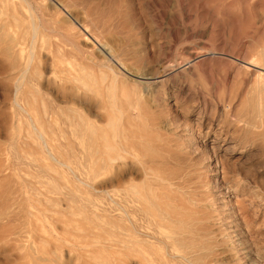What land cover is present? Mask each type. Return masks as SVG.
Wrapping results in <instances>:
<instances>
[{"label": "rangeland", "instance_id": "rangeland-1", "mask_svg": "<svg viewBox=\"0 0 264 264\" xmlns=\"http://www.w3.org/2000/svg\"><path fill=\"white\" fill-rule=\"evenodd\" d=\"M1 2L0 264H264V0Z\"/></svg>", "mask_w": 264, "mask_h": 264}, {"label": "bare ground", "instance_id": "bare-ground-1", "mask_svg": "<svg viewBox=\"0 0 264 264\" xmlns=\"http://www.w3.org/2000/svg\"><path fill=\"white\" fill-rule=\"evenodd\" d=\"M2 1V0H1ZM71 1V0H70ZM58 3H59V1H58ZM68 3V4H67ZM72 3V2H71ZM61 6H63V5H65V6H68L70 3L69 2H64V1H62V3L60 2L59 3ZM63 4V5H62ZM29 6H30V8H31V5L29 4ZM64 6V7H65ZM35 7V6H34ZM66 8V7H65ZM64 8V9H65ZM2 9H3V7H2V2L0 3V38H2V36L4 35V34H7L8 36L9 35H11L12 33H13V27L14 26H18V23H19V19L16 17V16H14V15H8V16H6L5 17V15L4 16H2ZM32 9H33V7H32ZM35 9H36V7H35ZM34 12H35V10H33ZM37 12V11H36ZM35 12V13H36ZM36 17H38L37 19H39V17L40 16H37V13H36V15H34L33 13L29 16V19L32 21V28H33V31H32V36H31V40L33 41L34 40V38H35V36L37 35V29H39V26H41V24L39 23L40 22V20L38 21V22H36ZM43 17V16H42ZM87 27V26H86ZM95 28V27H94ZM96 29V28H95ZM94 29V30H95ZM85 30H86V28H85ZM90 31H88V33H89ZM98 32V31H97ZM85 33H86V31H85ZM83 35H85L84 33H82ZM101 34V33H100ZM100 34H99V36H100ZM76 35V34H75ZM90 35V34H89ZM79 36V35H78ZM95 36V35H94ZM97 36V35H96ZM85 37H86V35H85ZM91 37H92V35H91ZM107 37V36H106ZM77 38H83V37H77ZM89 38V37H88ZM93 38V40L94 41H96V39L94 38V37H92ZM107 39V38H106ZM90 40V39H89ZM85 41V40H84ZM91 41H92V39H91ZM105 41V40H104ZM74 42V41H73ZM79 42H80V39H79ZM93 42V41H92ZM112 42H114V41H112ZM88 43V42H87ZM94 43H97V41L96 42H94ZM100 44H101V40H100V42H99ZM98 43V44H99ZM107 43V42H106ZM117 43V42H116ZM73 44V43H72ZM102 44H104L103 42H102ZM108 44V43H107ZM118 44V43H117ZM110 45V44H109ZM20 46H21V42H20V40L18 39V38H15V37H11V39L8 41V43L4 46V48H3V50H2V52L4 53V54H6L7 56H9L10 58H11V67H12V69H16L17 71H18V73L20 74L19 76H23L25 73H27V71H28V66H29V63L31 62L30 60H31V58L27 61V60H25V59H23L22 57H21V49H20ZM79 46V45H78ZM102 46V45H101ZM120 46V45H119ZM75 47V46H74ZM117 47V46H116ZM90 48V47H89ZM115 48V47H114ZM79 50V49H78ZM111 50H112V48H111ZM114 50V49H113ZM135 50V49H134ZM114 51H116V50H114ZM121 52V51H120ZM110 53V52H109ZM108 53V54H109ZM113 53V52H112ZM111 53V54H112ZM262 53H263V51H262ZM139 54V53H138ZM261 54V53H260ZM110 55V54H109ZM119 55H121V53L119 54ZM113 56V55H112ZM111 56V57H112ZM118 56V55H117ZM262 56V55H261ZM113 58V57H112ZM116 58V57H115ZM134 58V57H133ZM258 58H260V57H258ZM261 59V58H260ZM262 60V59H261ZM30 61V62H29ZM119 61H121V60H119ZM258 61H260L259 59H258ZM136 62V61H135ZM242 62H244V61H242ZM122 63V62H121ZM245 63H247V64H249V65H251V66H254V67H258V68H260V69H262V70H264V63H260V62H256V61H253V60H251V61H245ZM260 64V65H259ZM120 65V64H119ZM123 65V64H122ZM121 65V66H122ZM246 65V64H245ZM123 67V66H122ZM253 67V68H254ZM126 68V67H125ZM256 70V69H255ZM260 71V70H259ZM258 72V71H257ZM263 73V72H262ZM261 73V74H262ZM259 74V73H258ZM264 74V73H263ZM17 76H18V74H17ZM18 76V77H19ZM264 76V75H263ZM150 77H152V76H150ZM146 78V77H145ZM240 121V120H239ZM109 155H110V153H109ZM107 156H108V154H107ZM109 157H111L112 159H114L113 158V156H108L107 158H109ZM112 159H110V160H112ZM107 161V160H106ZM107 162H109V161H107ZM111 162V161H110ZM113 162V164H115L114 163V160L112 161ZM112 162H111V164L110 165H112ZM109 164V163H108ZM108 167H109V165H108ZM113 167H114V165H113ZM112 166H111V168H113ZM129 172V171H128ZM126 174V173H125ZM125 174H124V176H125ZM129 175V174H128ZM127 175V176H128ZM131 175V174H130ZM77 176V175H76ZM79 179V178H78ZM128 179V177H126V179H124V180H127ZM79 181H81V180H79ZM128 181V180H127ZM120 182V181H119ZM122 182V181H121ZM122 184V183H121ZM119 185H120V183H119ZM128 185V184H127ZM129 188V187H128ZM128 188L126 189V192L128 193ZM124 193V192H123ZM132 195H133V193H131ZM126 196L128 197L129 195H127L126 194ZM139 196H141V195H139ZM131 197V196H130ZM142 197V196H141ZM123 198H125V197H123ZM128 200V199H127ZM138 200V199H137ZM126 201V200H125ZM130 201V200H129ZM133 201V200H132ZM132 203V202H131ZM130 203V204H131ZM137 203H139V202H137ZM136 204V203H135ZM140 205V204H139ZM163 207V206H162ZM135 208V207H134ZM133 208V209H134ZM144 208V207H143ZM158 208V207H157ZM131 209V208H130ZM142 210V209H141ZM144 210V209H143ZM133 211H135V210H133ZM158 211V210H157ZM126 212V211H125ZM135 212H137V211H135ZM165 212V211H164ZM153 213V212H152ZM155 213V212H154ZM161 213V212H160ZM131 214V213H130ZM139 214V213H138ZM125 215V214H124ZM134 215V214H133ZM141 215V214H140ZM147 215V214H146ZM166 215V214H165ZM165 215H164V217H165ZM167 216V215H166ZM126 217H127V219H129V214H128V212H126ZM131 217V216H130ZM137 217V216H136ZM142 217H143V215H142ZM154 217H156V216H154ZM125 218V217H124ZM123 218V219H124ZM138 218V217H137ZM157 218V217H156ZM148 219V218H147ZM153 219V218H152ZM162 219H165V218H162L161 216H160V218L158 219V226L160 225V220H162ZM126 220V219H125ZM146 220V219H145ZM126 222V221H125ZM128 222V221H127ZM152 222V221H151ZM128 223H130V222H128ZM132 223V222H131ZM136 224V223H135ZM132 225V224H131ZM141 225V224H140ZM151 225H152V223H151ZM129 226H130V224H129ZM135 226V225H134ZM134 226H133V228H134ZM140 227V226H139ZM152 227V226H151ZM162 227V226H161ZM168 227V226H167ZM87 229V228H86ZM143 229V228H142ZM152 229H153V227H152ZM158 229V228H157ZM163 229V228H162ZM164 229H167V228H164ZM170 229V228H169ZM126 230H128V231H130L131 229H129V227L127 226L126 227ZM135 230V229H134ZM159 230V229H158ZM144 231V230H143ZM152 231V230H151ZM162 231V230H161ZM166 231V230H165ZM168 232H169V230H167ZM136 232H138V231H136ZM154 233V232H153ZM162 233H164L163 231H162ZM170 233V232H169ZM129 234H130V232H129ZM142 234V233H141ZM147 234V233H146ZM158 235H160V233H157ZM164 234H167V233H164ZM163 234V235H164ZM101 235V234H100ZM127 235V234H126ZM177 235V234H176ZM178 235H180V234H178ZM129 236V235H128ZM146 236H150V235H146ZM162 236V235H161ZM172 236H173V234H172ZM86 237V236H85ZM94 237V236H93ZM154 237V236H153ZM163 237V236H162ZM162 237H161V239H162ZM168 237V236H167ZM167 237H165V238H167ZM175 237V236H174ZM189 237V236H188ZM96 238V237H95ZM155 238V237H154ZM165 238H164V240H165ZM169 238V237H168ZM173 238V237H172ZM94 239V238H93ZM98 239V238H97ZM161 239H160V241H161ZM175 239V238H174ZM95 240V239H94ZM155 240V239H154ZM173 240V239H172ZM186 240H187V237H186ZM85 241V240H84ZM163 241V240H162ZM170 241V240H169ZM190 241V240H189ZM89 242V241H88ZM159 242V241H158ZM164 242V241H163ZM167 242H168V239H167ZM166 242V243H167ZM171 242V241H170ZM169 242V243H170ZM176 242V241H175ZM143 243V242H142ZM174 243V242H173ZM128 245V244H127ZM163 245V244H162ZM164 245H165V243H164ZM166 245H168V244H166ZM172 245V244H171ZM136 246V245H135ZM197 246V245H196ZM138 247V246H137ZM174 247V246H173ZM182 247V246H181ZM202 248V247H201ZM200 248V249H201ZM126 249V248H125ZM166 249H167V247H166ZM128 250V249H127ZM171 250V249H170ZM191 250V249H190ZM168 251V250H167ZM127 253V252H126ZM188 253V252H187ZM196 253V252H195ZM181 253L179 252V255H180ZM185 254V253H184ZM175 255V254H174ZM176 255H178V254H176ZM190 255H193L192 253L190 254ZM195 255V254H194ZM172 256V255H171ZM182 256V255H181ZM184 257V256H183ZM186 257V256H185ZM184 257V258H185ZM180 259H182V258H180ZM188 259V258H187ZM183 260V259H182ZM185 260H186V258H185ZM191 260V259H190ZM188 262H189V260H187ZM192 262V261H191ZM191 262H190V264H191Z\"/></svg>", "mask_w": 264, "mask_h": 264}]
</instances>
